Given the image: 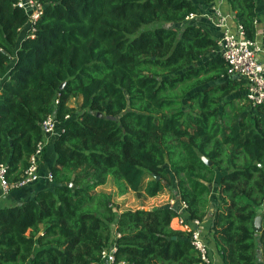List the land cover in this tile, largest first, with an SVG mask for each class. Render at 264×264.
<instances>
[{
  "label": "trees",
  "instance_id": "1",
  "mask_svg": "<svg viewBox=\"0 0 264 264\" xmlns=\"http://www.w3.org/2000/svg\"><path fill=\"white\" fill-rule=\"evenodd\" d=\"M35 1L43 14L25 37L18 0H0V163L8 181L27 169L50 112L64 132L53 143L51 188L0 209V264H95L111 243L117 263L201 264L189 234L171 225L178 205L115 212L111 194L96 190L109 180L120 196L153 198L175 185L185 219L212 215L221 264H256L257 241L264 249V105L234 96L244 82L227 76L207 32L175 27L198 7ZM226 1L254 38V0Z\"/></svg>",
  "mask_w": 264,
  "mask_h": 264
},
{
  "label": "built area",
  "instance_id": "2",
  "mask_svg": "<svg viewBox=\"0 0 264 264\" xmlns=\"http://www.w3.org/2000/svg\"><path fill=\"white\" fill-rule=\"evenodd\" d=\"M17 6L22 8L28 17L27 28L23 34L25 37H33L35 32L34 24L43 14V5L35 0H18ZM193 14L187 19H192ZM214 24L221 30L220 39L217 42L218 51L227 66V76L244 82V95L248 103L253 107L264 105V66L259 57L264 53V20H254L256 33L254 38H248L243 27L237 23L235 15L224 14L215 10ZM230 23L234 24L232 29ZM58 103L55 100L54 105ZM66 116L65 119H68ZM42 139L37 144L34 153L30 156L29 165L19 180L9 182L7 179L8 167L0 163V188L3 194L12 189H18L29 185L39 179V162L49 138H58L63 132V126L50 112L41 124ZM52 182V175L49 172L46 176ZM175 202L171 201L169 207H174ZM178 216L171 225L189 234V240L197 251L201 264H213L209 246L202 235L199 221H188L185 219L186 204L183 201L178 203ZM118 235H116L117 237ZM117 246L111 243L106 246L100 254V259L95 264H123L116 261Z\"/></svg>",
  "mask_w": 264,
  "mask_h": 264
},
{
  "label": "crops",
  "instance_id": "3",
  "mask_svg": "<svg viewBox=\"0 0 264 264\" xmlns=\"http://www.w3.org/2000/svg\"><path fill=\"white\" fill-rule=\"evenodd\" d=\"M192 2L198 7L197 13L193 14L194 17L192 19H186L185 22L181 24H177V26L181 27V26H185L186 24L197 25L201 28L202 31L207 32L217 44L221 36V30L217 28L214 24L213 17L215 10H219L224 14L226 13L230 15H236L235 12L231 10L226 0H192ZM254 4H255L256 20L261 22L264 20V0H254ZM230 25L232 29L235 28L234 24L232 25L230 23ZM218 49H217V53L218 55H220ZM259 59L264 66V53L260 55ZM240 95L244 96V91L242 93H237L234 96L236 97ZM53 110L54 108L52 109V111ZM54 141H55L54 138H49V140L46 143L44 152L39 162V179H37L36 181L30 183L25 187L12 189L6 194H3L0 188V209L22 205L26 201L34 199L39 191L51 188L52 182H49L46 176L50 172V168L54 164L56 158L53 147ZM217 184H218V180L217 183L212 184L210 186L211 194L213 196L217 195L216 192ZM173 189L175 190L171 191L172 194L164 193L163 198L160 195H157L156 197L153 198L148 197V200L150 201L149 203H154L157 200L159 201L158 203H156V205L142 207V209H151L154 207H161L165 205L170 206L171 201L175 202L174 206L178 205L180 201L179 192L175 185L173 186ZM101 191L105 192L103 190ZM163 192H166V189ZM212 211L213 208L211 212ZM211 222H212V215H209L203 222H201L199 229L201 230L202 235L205 237L206 241L208 242L207 244L210 249L213 264H221V259L218 255L215 243L211 238V226H212ZM172 223L174 224V221ZM255 263L264 264V249L261 246L260 241H257V246L255 250Z\"/></svg>",
  "mask_w": 264,
  "mask_h": 264
},
{
  "label": "rangeland",
  "instance_id": "4",
  "mask_svg": "<svg viewBox=\"0 0 264 264\" xmlns=\"http://www.w3.org/2000/svg\"><path fill=\"white\" fill-rule=\"evenodd\" d=\"M183 27L184 26H181V27L177 26L176 28L181 30V28H183ZM80 102H81L80 97H76V98L71 100L72 105L74 107H77V108L79 107ZM146 181H147V178H145L144 182H146ZM170 186L172 187V185H170ZM96 190L97 191L103 190V191L111 194V202L113 205V210L115 212L126 211V210L133 211V210L140 209L142 207L156 205V203H158V201H159V200H157L154 203H149L150 201L148 200V197H145L144 195H137L136 193H133L130 191L128 193L120 196L116 193V188L113 186V183L111 180L108 181L105 185L98 187ZM171 191H174V190H172V188H170V187H167L166 192H161L159 195L162 196V198H163L164 193L172 194ZM160 205H163V204H160Z\"/></svg>",
  "mask_w": 264,
  "mask_h": 264
},
{
  "label": "water",
  "instance_id": "5",
  "mask_svg": "<svg viewBox=\"0 0 264 264\" xmlns=\"http://www.w3.org/2000/svg\"><path fill=\"white\" fill-rule=\"evenodd\" d=\"M63 85V84H62ZM62 88V86L60 87ZM99 116V114H98ZM203 161L208 165V166H211L212 165V162L208 161L206 158H203ZM156 179H158V177L156 176ZM68 186H71V183H68ZM261 212V210H258V215L255 217L254 219V231L256 233H260L262 231V225H261V222H262V218L261 216L259 215V213Z\"/></svg>",
  "mask_w": 264,
  "mask_h": 264
}]
</instances>
